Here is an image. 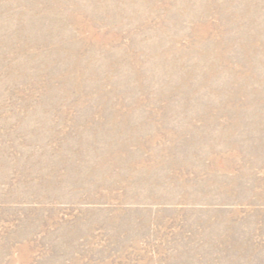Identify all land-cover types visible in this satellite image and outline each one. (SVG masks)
Masks as SVG:
<instances>
[{
    "label": "rangeland",
    "instance_id": "1",
    "mask_svg": "<svg viewBox=\"0 0 264 264\" xmlns=\"http://www.w3.org/2000/svg\"><path fill=\"white\" fill-rule=\"evenodd\" d=\"M0 264H264V0H0Z\"/></svg>",
    "mask_w": 264,
    "mask_h": 264
}]
</instances>
